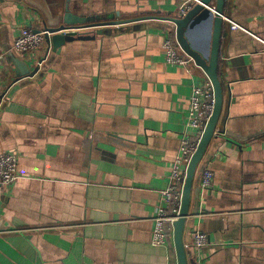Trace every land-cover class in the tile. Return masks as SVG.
Returning a JSON list of instances; mask_svg holds the SVG:
<instances>
[{
	"label": "crops",
	"instance_id": "1",
	"mask_svg": "<svg viewBox=\"0 0 264 264\" xmlns=\"http://www.w3.org/2000/svg\"><path fill=\"white\" fill-rule=\"evenodd\" d=\"M184 1L0 0V153L16 152L20 173L0 189V264H179L174 230L164 245L152 231L204 75L165 61ZM225 14L240 27L223 21V106L183 242L188 264H264V0H226ZM103 22L112 24L93 26ZM64 25L95 38L14 51L23 27ZM213 31L209 21L187 30L204 55ZM11 53L28 74L18 76ZM196 231L207 234L198 250Z\"/></svg>",
	"mask_w": 264,
	"mask_h": 264
},
{
	"label": "built area",
	"instance_id": "2",
	"mask_svg": "<svg viewBox=\"0 0 264 264\" xmlns=\"http://www.w3.org/2000/svg\"><path fill=\"white\" fill-rule=\"evenodd\" d=\"M197 4H202L201 0L184 1L181 5L180 17L183 18L186 16ZM206 7L215 13V6L209 5ZM223 21H229L233 26L240 27L226 16L225 13L223 14ZM72 27L73 28L69 29L56 28L46 30H34L28 26L23 27L15 39L14 51L24 56L33 54L45 41L50 39L55 32H79V30L82 29L76 26ZM163 48L165 51V61L168 64L183 67L194 64L199 67L193 58L182 50L176 36H167L164 39ZM203 74L204 75L194 83L190 96L187 126L191 133L186 134L182 139L180 154L173 162L170 175L171 181L168 188L162 192V204L158 205L155 210L152 231L154 245L167 244L169 232L170 230H174L175 223L179 219L187 169L193 155L198 150L215 109V91L213 84L204 71ZM4 99L5 94L0 98V111L3 107ZM201 175L202 187L212 189L214 183L213 170L209 166H205ZM19 176V155L13 151H3L0 153V189L8 188L13 185L18 180ZM206 241L207 234L196 231L193 234L191 247L198 250L206 244Z\"/></svg>",
	"mask_w": 264,
	"mask_h": 264
},
{
	"label": "water",
	"instance_id": "3",
	"mask_svg": "<svg viewBox=\"0 0 264 264\" xmlns=\"http://www.w3.org/2000/svg\"><path fill=\"white\" fill-rule=\"evenodd\" d=\"M212 0H201L202 4H197L190 10L186 16L183 18H176L174 22L177 24V40L182 48V50L193 58L195 63L207 74L210 78L214 91H215V109L213 115L207 125L206 131L202 137L198 150L193 155L186 174L185 184L183 188V198H182V207L180 211L179 219L175 223L174 227V240L175 246L178 255V263L179 264H188L187 263V254L186 248L183 242V232L186 223V219L189 215V207L191 200V192L194 181V176L200 161L202 160L208 145L214 135L216 125L218 119L220 117L223 99H224V90L222 86V82L219 77V53H220V44L222 37V26H223V14L225 13V3L226 0H217V5L215 6V13L210 11L206 6L211 5ZM43 16L46 18L49 27L57 26L59 22L56 24L52 22L49 13L46 10H43ZM209 21L210 23H214V31L212 35V44L210 46L209 55H204L203 51L194 47L189 39L188 31H193L196 29L198 25L201 23ZM64 22L68 23L70 20L68 16H65ZM109 23H96L93 26L104 27ZM71 26V27H70ZM90 26V25H89ZM79 28H84L85 26H77ZM213 27V24H212ZM65 28H73L72 25H64L60 29ZM107 31L106 28H99L96 30V35H101ZM95 36L87 34L86 32H76V31H68V32H55L50 40L53 43L55 48H59L66 42H72L74 40H87L93 39ZM8 62L15 68L18 76H24L28 74V69L26 70V63L20 57L10 54L7 58Z\"/></svg>",
	"mask_w": 264,
	"mask_h": 264
}]
</instances>
